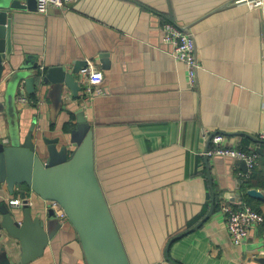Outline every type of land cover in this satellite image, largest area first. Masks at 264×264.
<instances>
[{
  "label": "crops",
  "instance_id": "0c3cea01",
  "mask_svg": "<svg viewBox=\"0 0 264 264\" xmlns=\"http://www.w3.org/2000/svg\"><path fill=\"white\" fill-rule=\"evenodd\" d=\"M28 2L9 10L15 54L4 63V75L30 56L44 75L54 66L72 72L92 59L105 78L88 100L82 80L78 96L67 85L40 80L33 93L22 84L12 104L0 96L1 141L11 142L16 113L22 140L37 120L38 147L44 136L59 137V146L73 150L70 132L83 107L94 132L96 174L131 264H248L254 255L264 256V223L235 245L221 209L227 201L264 215V197L243 193L242 202L235 199L240 183L243 192H264V7L241 0H75L40 13ZM166 21L195 37L201 64L196 87L162 40ZM20 94L28 97L25 105H17ZM212 134H223L227 146L258 153L250 178L240 174L238 159L206 155ZM25 189L10 193L0 183V206ZM27 196L33 216L48 220L46 201L30 190ZM14 209L22 219L21 209ZM55 219L61 226L29 264H87L74 226ZM185 232L170 247L174 262L168 260L170 240Z\"/></svg>",
  "mask_w": 264,
  "mask_h": 264
},
{
  "label": "water",
  "instance_id": "95a60500",
  "mask_svg": "<svg viewBox=\"0 0 264 264\" xmlns=\"http://www.w3.org/2000/svg\"><path fill=\"white\" fill-rule=\"evenodd\" d=\"M28 3L30 7H37L36 0H29ZM26 7L20 0H0V86L5 82V88H0V96L8 104H12L22 84L28 92L33 93L36 91L37 80L43 85L49 81L67 85L74 96H78L83 88L76 77L80 67L67 72L64 66H54L42 75L40 71L36 72L38 64H32L29 56V61H25L17 69L11 67L4 75L7 68L4 63L10 62L15 54L12 15L9 10ZM1 106L5 108V102H2ZM76 114V127L70 132V142L75 147L73 150L66 144L59 146V137L44 136L43 145L38 147L35 139L37 120H34L24 140L21 139L15 124L10 144H4L0 138V183H5L10 193H14L18 186L27 188L21 192L25 202L20 208L22 219L20 211H16L14 207L6 203L0 206V264H29L41 257L61 226L52 210L48 220L33 216L31 206L26 202L28 190L45 201H56L62 206L77 231L87 264H131L96 174L94 132L91 123L83 107ZM212 137L213 134L209 137L208 144ZM214 158L229 157L216 155ZM237 162L241 164L243 171L248 170L246 161ZM207 168L211 177L209 164ZM240 187L235 198L237 201L242 202L243 193L252 198L264 197L262 190L249 188L243 192L242 183ZM213 210L214 202L209 214L200 224L210 217ZM188 232L170 240L166 252L168 260L173 261L169 254L172 243ZM247 263L264 264V256L256 254Z\"/></svg>",
  "mask_w": 264,
  "mask_h": 264
},
{
  "label": "built area",
  "instance_id": "2783aa9c",
  "mask_svg": "<svg viewBox=\"0 0 264 264\" xmlns=\"http://www.w3.org/2000/svg\"><path fill=\"white\" fill-rule=\"evenodd\" d=\"M26 3L27 0H20ZM249 4L253 8H263L264 0H241ZM75 0H36L37 11L47 13L51 8L60 10L66 9ZM162 40L165 44L171 45L169 53L180 62H183L187 67L190 85L197 86L198 72L201 64L197 56V46L194 35L186 31L183 27L173 21H166L162 24ZM79 79L85 85L83 90V99L88 100L96 92L101 90L100 86L104 82V72L100 69L96 62L92 59H87L85 65L79 71ZM20 105H25L28 102V97L25 94H20L17 99ZM259 138L264 139V131L259 135ZM225 136L223 134H213L212 142L214 146L206 152L209 157L221 155L238 160H244L247 163L248 170L240 172L244 178H250L258 166L259 155L255 150H244L234 146H227L224 143ZM4 144H8V138L3 139ZM27 204L31 206L33 202L26 196ZM9 206L22 208L25 204L24 198L15 197L8 200ZM47 208L52 210L61 221H69L68 216L62 206L56 201H46ZM222 212L225 215V221L230 235L235 245L243 244L250 236L251 230L264 223V215L253 209L250 206L236 207L230 202L223 201L221 205ZM264 254V250L261 251Z\"/></svg>",
  "mask_w": 264,
  "mask_h": 264
},
{
  "label": "rangeland",
  "instance_id": "374dc122",
  "mask_svg": "<svg viewBox=\"0 0 264 264\" xmlns=\"http://www.w3.org/2000/svg\"><path fill=\"white\" fill-rule=\"evenodd\" d=\"M17 100V99H16ZM17 105H18V102H17ZM17 107V106H16ZM52 107H55V111H56V108H57V104H55L54 106H52ZM17 122H18V117H17V114L15 113V115H14V118L12 119V126H11V128H10V131H11V134L13 133V125L14 124H17ZM249 239V238H248Z\"/></svg>",
  "mask_w": 264,
  "mask_h": 264
},
{
  "label": "trees",
  "instance_id": "16d2710c",
  "mask_svg": "<svg viewBox=\"0 0 264 264\" xmlns=\"http://www.w3.org/2000/svg\"><path fill=\"white\" fill-rule=\"evenodd\" d=\"M217 199V198H216Z\"/></svg>",
  "mask_w": 264,
  "mask_h": 264
}]
</instances>
